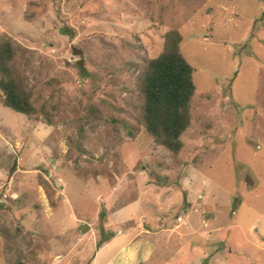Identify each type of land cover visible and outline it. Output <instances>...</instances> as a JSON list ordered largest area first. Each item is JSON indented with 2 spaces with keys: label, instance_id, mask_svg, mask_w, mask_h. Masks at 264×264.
<instances>
[{
  "label": "rangeland",
  "instance_id": "1",
  "mask_svg": "<svg viewBox=\"0 0 264 264\" xmlns=\"http://www.w3.org/2000/svg\"><path fill=\"white\" fill-rule=\"evenodd\" d=\"M171 30L195 86L175 156L130 66ZM2 38L35 113L0 100V264H264V0H0Z\"/></svg>",
  "mask_w": 264,
  "mask_h": 264
},
{
  "label": "trees",
  "instance_id": "2",
  "mask_svg": "<svg viewBox=\"0 0 264 264\" xmlns=\"http://www.w3.org/2000/svg\"><path fill=\"white\" fill-rule=\"evenodd\" d=\"M163 39L162 50L155 58L141 59L130 66L135 72L139 125L156 145L175 156L181 148L180 136L190 125L195 86L192 68L179 51V33L168 31ZM17 51L9 40L0 39V100L3 107L31 116L35 113L32 88L14 62Z\"/></svg>",
  "mask_w": 264,
  "mask_h": 264
}]
</instances>
